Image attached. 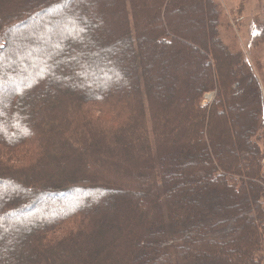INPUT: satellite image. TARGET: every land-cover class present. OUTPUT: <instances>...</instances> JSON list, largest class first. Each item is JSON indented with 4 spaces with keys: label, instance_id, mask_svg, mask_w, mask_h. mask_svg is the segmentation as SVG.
Masks as SVG:
<instances>
[{
    "label": "trees",
    "instance_id": "obj_1",
    "mask_svg": "<svg viewBox=\"0 0 264 264\" xmlns=\"http://www.w3.org/2000/svg\"><path fill=\"white\" fill-rule=\"evenodd\" d=\"M71 1L0 0V93L17 87L0 95V264H208L202 245L237 241L235 264H264L263 67L224 44L217 0H82L69 11L81 21L64 32L51 35V20L30 27L56 40L37 54L17 30ZM185 1L198 24L175 9ZM173 141L192 143L180 145L187 161L171 158ZM211 183L240 209L202 220L207 199L191 190ZM232 253L222 249L221 264Z\"/></svg>",
    "mask_w": 264,
    "mask_h": 264
},
{
    "label": "rangeland",
    "instance_id": "obj_2",
    "mask_svg": "<svg viewBox=\"0 0 264 264\" xmlns=\"http://www.w3.org/2000/svg\"><path fill=\"white\" fill-rule=\"evenodd\" d=\"M82 0H72L67 7L62 8H56L52 11H50L49 13L45 14L40 20H35L33 21L29 26H24L23 28H19L17 30V33L20 34L19 36L24 39L23 41H26L27 39L29 40V42L32 45H36L37 47H39L40 49L36 50V53L39 55H44L48 52L53 51L52 49V45L55 43V39L52 40H48L45 37H39V38H35V35L33 34V32H31V26L32 27H36L37 29L43 28L44 25L46 24L47 21L51 20L53 23V27L51 29V35L53 34H60L62 32H64L66 29L69 28L70 24H73V22H80L81 19L80 18H76L73 17L72 15L69 14L70 8L71 7H75L78 3H81ZM195 0H191L190 3L195 5ZM220 9L223 10L222 12V26H221V37L222 40L224 42V44L226 46H228L232 51H241L244 55L245 58L250 62V63H254L255 61H259L263 67L262 69V80H264V0H217ZM188 3L185 2H178L175 6V9H177L179 11V13L181 14H185V18L187 20V23L189 25L192 24H198L197 21V15L194 12H191L188 10ZM148 10V9H147ZM104 14H107L106 12H104ZM150 20H152V18H154V13H150ZM184 35H189V30L187 29L186 31H184L183 33ZM192 34V36L200 43V39L198 38V36H196L194 33H190ZM71 37V36H70ZM80 40H82L83 37L81 36H77L76 38H78ZM93 40H98V37H93L91 35H89L88 39H92ZM186 38H182L179 39L181 40L183 43L190 45L192 47H197L199 49V51H202L201 48L197 45H194L193 43H190V41L185 40ZM74 39L70 38V42L74 43ZM96 43V42H95ZM106 46V45H105ZM105 46L97 43V45L95 46V48L97 49L96 53H103V54H112L113 51L109 52L107 51V49H105ZM12 49H17L16 47H13ZM160 51V50H158ZM184 55H189L188 50H186L185 52H183ZM38 55V56H39ZM55 57L54 59L58 58L60 59L62 56H59L58 53L53 54ZM114 55V53L112 54ZM33 56V55H31ZM184 63H182L183 65L186 64V68H190L191 70H195L197 69L196 66L192 67V66H188V62L187 60H183ZM3 61L2 59H0V64H2ZM162 66V64H158V66H156V69H160ZM49 69V68H47ZM50 70H53L52 68ZM97 73V71H96ZM189 73V72H188ZM187 73V74H188ZM38 74V73H37ZM192 75V73H191ZM42 77V75H41ZM22 82H27L28 80H31V78H21ZM48 80H50V78H47ZM94 79H99L98 76L94 77ZM118 80V79H117ZM118 83L120 81H117ZM19 83V84H20ZM67 83V82H65ZM68 84V83H67ZM17 87L15 85H6L4 86V91L2 93H0V95H2L3 97L6 96L9 92L15 90ZM169 90H172L170 88V86L168 87ZM262 91H263V96H264V86L262 85ZM206 95V96H205ZM202 99L203 104L205 106H210L215 98L216 92H209L206 93ZM167 96V93H166ZM180 96V95H179ZM177 94L176 98H180ZM170 98L172 99V96H170ZM170 99V100H171ZM263 102H264V98H263ZM168 104V100L167 102H164V104H162L164 108H166V105ZM263 115H264V110H263ZM95 116H101L100 113L97 111L95 113ZM232 122L234 124V133L237 135L238 137V130L236 129L237 126V121L232 117ZM262 136H263V140H262V147L264 148V130L262 131ZM220 138L223 141H227L225 135L223 133L220 132ZM192 144V143H191ZM190 144V142L187 141H180V142H174L173 144L171 143L172 148L169 149V153L171 154V158L172 155H176L175 152L177 151L178 154H180L181 156H179L178 160L181 161H187L186 159L189 158H185V156H187L186 151H181L180 150V145H184V146H192ZM226 147L227 143L225 144ZM196 149L195 151L197 152H201V148H200V144L199 141H197V147L194 148ZM191 156V155H190ZM19 156H15L11 158L10 162H13L16 165L21 164V158ZM181 157V158H180ZM191 158V157H190ZM201 161H204V155L202 154L201 156ZM172 161V160H171ZM132 165L135 166L136 163L131 162ZM172 172L177 173L176 175L181 174L182 176H185V172L183 170V168H180L178 166H174V164L176 163H172ZM196 162H194V164H192L191 168L189 169V172H191L190 174H195L196 171L198 169H196ZM262 174L264 176V161L262 162ZM196 175V174H195ZM194 179H197L196 177H194ZM199 182V181H198ZM207 185V192H202L200 190H197L198 188H193L191 190V193L194 194V197L198 200H201L203 198L207 199V202L205 203V205L201 208H199V213L204 215V219H208L210 216L212 215L213 212L215 213L214 217H218V218H223L226 216H230L231 214H234L235 210L240 209L239 207H237V205L235 204L236 201L233 199V197L229 194L226 193L224 190H222L220 187L215 186L213 183L211 184H206ZM87 195V199L88 198H93V197H98L99 195L93 192H89L86 194ZM85 195V196H86ZM53 198V197H52ZM79 198V196H78ZM80 198L83 199V194L81 193ZM39 206L43 207L44 204H39ZM194 212H196L197 210H193ZM198 213V214H199ZM19 216H16V218H18ZM15 218V217H14ZM20 218V217H19ZM19 218L16 219V221L19 223ZM22 218V217H21ZM134 222V220L130 219L128 220V224L132 225ZM239 223H235L234 227L235 229H237L239 226L237 225ZM226 225V221L224 224L221 225H212L210 230L211 231H219L222 228H225ZM122 228V227H121ZM209 231V229H201L200 234H205ZM239 231V230H237ZM241 234V232H237L235 235L237 237H239V235ZM59 233L57 232L54 237H58ZM195 240H199L198 238H195ZM196 243H202V242H196ZM237 247L241 248L242 250H244V246L237 241L236 243H229V244H224L222 246L219 247V249L217 248V246H214L213 248H208V251H205V248L203 247V245L201 246V253H199L200 257L198 258H202L204 259L203 261H205L208 264H221V260L220 258H218V254L219 252H221L222 249L224 250H230L232 255L231 258L228 259L226 264H235L237 262V259L241 258V254H235L237 251ZM207 252V253H206ZM207 255H206V254ZM205 254V255H204ZM203 255L205 257H203ZM190 261H192L194 259V257H190Z\"/></svg>",
    "mask_w": 264,
    "mask_h": 264
}]
</instances>
